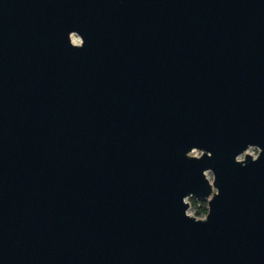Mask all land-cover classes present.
Listing matches in <instances>:
<instances>
[{
  "label": "water",
  "instance_id": "1",
  "mask_svg": "<svg viewBox=\"0 0 264 264\" xmlns=\"http://www.w3.org/2000/svg\"><path fill=\"white\" fill-rule=\"evenodd\" d=\"M0 264H264V0H0Z\"/></svg>",
  "mask_w": 264,
  "mask_h": 264
},
{
  "label": "trees",
  "instance_id": "2",
  "mask_svg": "<svg viewBox=\"0 0 264 264\" xmlns=\"http://www.w3.org/2000/svg\"><path fill=\"white\" fill-rule=\"evenodd\" d=\"M191 202L192 208L195 210V216L196 217H201L205 208L207 207L208 209V202L207 200L203 199H196V198H190L189 199Z\"/></svg>",
  "mask_w": 264,
  "mask_h": 264
},
{
  "label": "rangeland",
  "instance_id": "3",
  "mask_svg": "<svg viewBox=\"0 0 264 264\" xmlns=\"http://www.w3.org/2000/svg\"><path fill=\"white\" fill-rule=\"evenodd\" d=\"M257 150H258V151H257ZM250 152H253V153L257 156L258 153H259V149L253 147V148H250V149L247 151V154H250ZM193 154H199V155H201V153L198 152V151L193 152L192 155H193ZM244 158H245V155H243V156L240 157V159H244ZM212 179H213V175L211 174V180H212ZM190 203H191V202H190ZM190 212H194V213H195V210L192 208V206H191Z\"/></svg>",
  "mask_w": 264,
  "mask_h": 264
},
{
  "label": "clouds",
  "instance_id": "4",
  "mask_svg": "<svg viewBox=\"0 0 264 264\" xmlns=\"http://www.w3.org/2000/svg\"><path fill=\"white\" fill-rule=\"evenodd\" d=\"M208 175H209V178L211 179V173H208ZM213 192L215 193L216 190L214 189ZM208 214H209V211H208V209L206 207L205 210H204V212H203V214H202V216H201V219H203L204 217H206Z\"/></svg>",
  "mask_w": 264,
  "mask_h": 264
},
{
  "label": "built area",
  "instance_id": "5",
  "mask_svg": "<svg viewBox=\"0 0 264 264\" xmlns=\"http://www.w3.org/2000/svg\"><path fill=\"white\" fill-rule=\"evenodd\" d=\"M240 159V158H239ZM199 218H201V217H199ZM204 218H206V217H204Z\"/></svg>",
  "mask_w": 264,
  "mask_h": 264
}]
</instances>
